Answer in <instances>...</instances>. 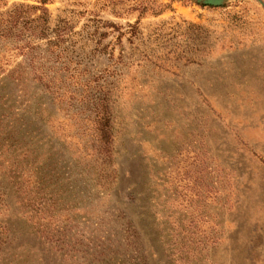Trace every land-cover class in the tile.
<instances>
[{
    "label": "rangeland",
    "instance_id": "rangeland-1",
    "mask_svg": "<svg viewBox=\"0 0 264 264\" xmlns=\"http://www.w3.org/2000/svg\"><path fill=\"white\" fill-rule=\"evenodd\" d=\"M0 264H264V0H0Z\"/></svg>",
    "mask_w": 264,
    "mask_h": 264
},
{
    "label": "water",
    "instance_id": "water-1",
    "mask_svg": "<svg viewBox=\"0 0 264 264\" xmlns=\"http://www.w3.org/2000/svg\"><path fill=\"white\" fill-rule=\"evenodd\" d=\"M195 1L205 5L220 6L227 3L230 0H195Z\"/></svg>",
    "mask_w": 264,
    "mask_h": 264
},
{
    "label": "trees",
    "instance_id": "trees-1",
    "mask_svg": "<svg viewBox=\"0 0 264 264\" xmlns=\"http://www.w3.org/2000/svg\"><path fill=\"white\" fill-rule=\"evenodd\" d=\"M47 0H40V2L41 3H45ZM40 79V78H39ZM102 125H103V123H101V127H100V131L104 134V135H106V131H103V129H102Z\"/></svg>",
    "mask_w": 264,
    "mask_h": 264
}]
</instances>
